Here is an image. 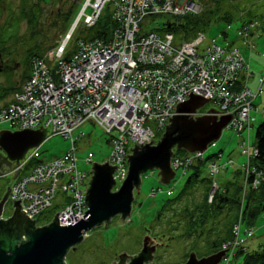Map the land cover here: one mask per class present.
Segmentation results:
<instances>
[{"label": "built area", "instance_id": "obj_1", "mask_svg": "<svg viewBox=\"0 0 264 264\" xmlns=\"http://www.w3.org/2000/svg\"><path fill=\"white\" fill-rule=\"evenodd\" d=\"M107 3L112 4L111 18L117 24L108 40L79 39L66 59L68 38L56 49L33 56L29 77L13 94L12 101L0 109V124L8 123L16 131L47 129L48 135H60L70 141V149L64 154L33 165L29 173L9 186V201L14 204L20 200L19 210L31 221L51 209L58 194L66 195L56 204L61 207L57 220L62 226L83 219L88 211L84 198L92 176L79 170L73 138V132L85 122L98 125L109 136L112 150L105 163L115 166L114 191L127 177V156L131 155L135 142L144 139L142 146H145L149 139L154 144L156 135L164 134L169 118L176 115L177 107L192 96L216 105L213 113L198 111L196 116L231 115L227 127L238 134L249 124L255 94L246 87H237L240 72L248 69L238 49L211 41L199 50L205 41L202 32L180 44H174L172 32H140V22L149 16L197 15L202 11L200 3L88 0L78 21L81 19L85 28L93 27ZM88 7L91 11L86 14ZM251 28L254 25L251 24ZM244 34L248 35L246 28ZM149 123H153L155 129ZM131 144L133 147L129 148ZM36 152L37 148L29 150L5 177L21 173L37 157ZM240 154L251 162L256 149H251L244 140ZM203 160L204 152L182 157L173 155L171 167L188 174L196 161ZM84 161L89 165L91 157ZM231 162H207L208 180L212 185L207 197L209 204L219 191L216 176ZM244 174L252 177V183L245 182L250 189L264 183L262 170L255 169L251 163ZM167 194L172 192L167 191ZM238 233L239 226H236L233 244L223 247L227 250L223 263L231 264L235 248L244 242L238 238ZM253 235L250 230L247 238Z\"/></svg>", "mask_w": 264, "mask_h": 264}, {"label": "rangeland", "instance_id": "obj_2", "mask_svg": "<svg viewBox=\"0 0 264 264\" xmlns=\"http://www.w3.org/2000/svg\"><path fill=\"white\" fill-rule=\"evenodd\" d=\"M51 1L52 0H0V55H2L5 60H3L4 63H0V96L3 90L11 89L12 86H15L16 83L28 73L29 66L27 60L30 50L34 51V49H36L40 54H45L59 47L65 39L66 35L60 33V29H58V33L56 29L51 28L50 22L57 13L64 16L69 11L73 0H59L54 4H52ZM91 1L93 2V0ZM202 6L203 8L207 7L205 12L209 23L203 29L205 41L199 50L206 47L208 42L215 40L221 46L230 44L231 46L228 48L238 49L248 66H250L248 60L253 59L251 68H249V73L253 74L254 72L255 76L251 78L249 87L254 89L255 94L259 86L257 91L259 97L254 100L253 106L262 114L264 110V32L262 29L255 32L256 29L251 28L248 33L249 35L245 36V26L243 25L247 24L250 19L248 12L256 14V19L260 20L261 24H263L264 0H212L211 3H205L204 5L201 3V7ZM28 10L42 12L39 18L40 24H38L36 34L34 35H31L26 22L20 20V14ZM90 11L91 8L88 7L85 13L89 14ZM111 14L112 4L107 3L104 6L102 17H109ZM168 20L172 23H176V25L179 24L176 17L168 15L149 16L140 22V32L148 33L154 31L162 34L164 25ZM262 28H264V24ZM77 31L81 32L83 35H88L90 33L81 22L77 27ZM171 32L174 35V44L188 41L192 36V33L187 29L181 30L179 28H173ZM71 44L72 42L68 45V49L71 48ZM200 110L203 112L216 110V105L213 102H209ZM251 114H253V116L255 115L254 110ZM263 120L264 116H262V119L256 118V120L250 124V128L248 129L250 132L248 130L243 131L242 135L227 127L222 131L220 138L208 146L207 150L204 152V158H207L210 155L218 153V151H222V160L220 159L221 161H219V163H225L229 161V158L232 160V165L228 164V167L226 166L224 170H221L215 178L217 187L220 191L225 187L226 181L230 179L233 170L238 168L234 163H236V165L241 162L243 163L241 168L243 179L245 178L244 173L251 162H247L246 156L240 154L241 138H245L247 142L246 137L248 138L247 132H249L248 142L252 149L255 144L256 128ZM149 124L155 129L153 123ZM2 131L14 132L16 128L8 123H4L0 124V132ZM162 135L163 133L156 135L155 143L159 141ZM73 136L74 139H77L76 159L79 170L90 173L93 163L103 164L108 160L112 150L108 143L109 136L106 135L98 125L92 122H85L76 130ZM213 145L214 147H212ZM132 147L133 144H131L129 148ZM69 149V140L64 139L60 135L49 134L38 147L40 153L39 160H52ZM173 150L175 156L182 157L192 155L186 153L184 150L182 152H177L179 150L175 148ZM89 156H93V158H91V163L87 165L84 160L89 158ZM234 158L235 162L233 161ZM206 165V162L203 163L201 179L208 180V173L205 168ZM226 169H229V171L226 173V177H224ZM188 174H182L181 170H177L176 178L169 185H163L159 182L157 171H148L143 174L141 176L139 192L138 194L134 192L131 212L127 219L124 220V223L122 222V217L118 215L113 217L107 225H102L89 231L84 240L76 246V249L70 250L66 254L65 263L112 264L113 262H117L119 256L122 254H125L127 257H133L141 250L145 236L149 237L152 242H154L155 239V242L149 247H155L153 261H156L157 264H184L186 262L185 255L188 252L194 253L197 256L204 255L207 250V241L214 238L213 236H206V233H204L201 238L180 239L177 241L176 236L181 235V238L184 236L183 227L172 231V225L170 223L181 222L183 225L184 217H180L179 214L174 215L173 218L169 220V223H167L166 219L168 215L165 212L160 222L156 221V216L160 210L161 204L169 199L167 190L172 189V198L175 197L182 189ZM240 177L241 174L238 178ZM239 180L240 179H237L238 183L240 182ZM244 180L242 183L243 193H246L249 188L245 185ZM12 182L13 181H11L9 177L0 178V188L11 185ZM158 188L160 191H157ZM83 189L86 191L87 186L85 185ZM115 189L116 187L113 190ZM202 190L203 189L200 187L196 188V192L192 199L193 201L200 202L202 200ZM65 196L64 194H58L54 200V206L39 215L36 218L37 223H49L61 209V207L56 206V204L61 199H64ZM187 204L190 205L189 202ZM13 211V205L9 201L5 206L3 217L12 215ZM229 218L230 215H222L219 220L224 223ZM210 226L211 225H208L207 229H210ZM217 228L220 229L221 225L219 224ZM245 228V225H242L240 237L241 239H248L246 242L248 251H260L261 248L264 247V215L262 216L260 214L257 217L256 225L253 228L254 235L251 238H247L244 234ZM241 262L242 256H239L237 259L234 258L231 264H241ZM219 264L226 263L220 262Z\"/></svg>", "mask_w": 264, "mask_h": 264}, {"label": "water", "instance_id": "obj_3", "mask_svg": "<svg viewBox=\"0 0 264 264\" xmlns=\"http://www.w3.org/2000/svg\"><path fill=\"white\" fill-rule=\"evenodd\" d=\"M87 2L88 0L82 6L64 42L73 32ZM207 103L209 101L199 97H190L177 107L176 115L169 118V124L165 126V132L157 143L153 144L152 140L147 139L148 144L142 146L144 139L136 141L134 148L130 149L131 155L127 156V177L115 192H112L115 187L112 179L115 166L93 163L91 181L84 198L88 211L84 213L83 219L76 223L62 226L58 223L57 213L52 222L36 227V223L25 216L24 211L19 210L20 200L14 201L11 217L6 220L0 218V264H66V254L75 250L89 231L107 225L118 215L124 223L131 212L134 192H139L143 174L156 170L157 176L161 175L160 182L168 183L174 176L171 167L174 148L190 154L203 153L210 143L220 138L222 130L232 116H196L197 110ZM213 112L214 110L209 111ZM47 136V129L0 132V159L6 162L5 169H0V178H4L13 170L28 150L40 146ZM17 175L18 173L14 179ZM10 190L8 188L0 199V217ZM154 242L145 236L139 253L133 257L122 254L118 261L112 264H126L127 261L128 264H152L155 247L149 246ZM225 251L200 259L195 254H190L184 264H219Z\"/></svg>", "mask_w": 264, "mask_h": 264}, {"label": "trees", "instance_id": "obj_4", "mask_svg": "<svg viewBox=\"0 0 264 264\" xmlns=\"http://www.w3.org/2000/svg\"><path fill=\"white\" fill-rule=\"evenodd\" d=\"M56 1L58 2L59 0H52L51 3L54 4ZM191 1L198 3L200 2V4L202 3L204 5L205 3H211L212 0ZM84 2L85 0H73L69 11L64 16L57 13L50 22V27L56 29L58 33V29H60V33L67 35ZM206 8L207 7L203 8L202 6L201 13L197 15L187 14L182 17H176L179 22L178 25L168 20L164 25L163 32H171L173 28H179L181 30L187 29L192 33V36L189 38V40H191L196 35V33H203L204 27H206L209 23L206 18ZM248 14L250 15V19L247 24L243 25L248 30V33L251 29V24L254 25V28L252 29H256L255 32L259 29H262L264 32V28H262L264 22L261 24V21L256 19V14H252V12H248ZM41 15V11L36 12L33 10L23 11V13L20 14V20L26 22L31 35L36 34L37 26L40 24L39 18ZM80 22L82 24L81 19L77 22L76 27L69 37L66 46V59L70 56V52L73 50L77 40L94 38L108 40L117 25L111 16L104 18L101 14L95 25L93 27L87 28L90 33L88 35H83L81 32L77 31V27ZM70 42H72L71 48L68 49ZM28 53V66L30 64V59L33 56L43 55L40 54L36 49H34V51L30 50ZM254 148L256 149V154L251 160V165L252 167H255V169L262 170L264 175V120L260 122L256 128ZM182 151L183 150H179L177 152ZM210 158L212 157L208 156L206 160H209ZM203 163L205 162L196 161L191 166L189 169V174L180 192L175 197L169 198L164 203H162L156 216V221L160 222V220L163 218V213L166 212L168 215L166 219L167 223H169V220L173 218L174 215L179 214L180 217H184L183 225L181 222L170 223L172 225V231L183 227L184 236L183 238H181V235L176 236L177 241L180 239L185 240L190 238H201L204 233H206V236L211 235L214 237L210 239V241H207V250L204 255L197 256L195 254L198 259L222 252L224 251L223 247H230L234 241V228L236 226H239V239H241L240 236L242 225H245L246 228L244 230V234L246 237H248V231H254L253 228L256 225L257 217L260 214L262 216L264 215V183H261L257 189L250 190L249 188L246 193H243V186L239 185L238 183H231V186L224 185L225 187L222 188V191L219 190L215 194L212 203L209 204L207 202V197L209 195L211 185L209 180L201 179ZM244 177L245 180H243L247 185L252 183V177H247L245 175ZM199 185L203 189V196L200 202H196L192 199L194 197V193L196 192V188ZM188 202L190 205L187 204ZM222 215H230V218L223 223V221L219 220ZM50 222H52V220ZM49 223H46V225ZM219 224L221 225L220 229L217 228ZM208 225H211L210 229H207ZM243 240L244 242L240 245V247L235 248L234 258L237 259L239 256H242L241 264H264V247H262L260 251H248V248L244 245L248 239ZM190 254L194 253L188 252L185 255V260L188 259ZM152 264H157V262L153 261Z\"/></svg>", "mask_w": 264, "mask_h": 264}, {"label": "crops", "instance_id": "obj_5", "mask_svg": "<svg viewBox=\"0 0 264 264\" xmlns=\"http://www.w3.org/2000/svg\"><path fill=\"white\" fill-rule=\"evenodd\" d=\"M213 41H215V40H213ZM216 43H217V41H215ZM222 46H225V47H230L231 45L230 44H226V45H222ZM249 61V65L250 66H248L247 65V63H246V61H245V63H246V66L248 67V69H244V70H242L241 72H240V74H239V77H238V82H237V87L238 88H244V87H246V88H248L249 87V84H250V80H251V78H253L254 76H255V73L253 72V74L252 73H249V68H251V64L253 63V59H249L248 60ZM29 66H30V64H29ZM252 71V70H251ZM29 75H30V67H29V71H28V73L25 75V76H23L17 83H16V85L15 86H12V88L11 89H6V90H3L2 91V93H1V96H0V98H3V99H5V100H3V99H0V109L1 108H4V107H6L11 101H12V97H13V94L16 92V91H18V90H20V87L22 86V84L26 81V79H27V77H29ZM260 81V80H259ZM259 81H258V84L260 85V83H259ZM258 88H259V86L257 87V91H258ZM249 89H250V91L251 92H253L254 93V89H252L251 87H249ZM257 91H256V97H255V100L259 97V94L257 93ZM2 100H3V102H2ZM204 107V106H203ZM201 109V108H200ZM200 109H198L197 110V112L198 111H201ZM254 110V116H253V114H251V112ZM251 112H250V114H249V124L247 125V127L245 128V130L244 131H247L249 128H250V124H251V122H254L255 120H256V118L257 119H262V116H264V110H263V112H262V114L260 113V112H258L256 109H255V107H254V109H253ZM210 111V110H209ZM258 113H257V112ZM257 114V115H256ZM199 117V116H198ZM259 121V120H258ZM4 124V123H3ZM80 127H78L76 130H78ZM227 127H225L224 129H226ZM223 129V130H224ZM76 130L73 132V135H74V133L76 132ZM222 130V131H223ZM249 131V130H248ZM250 132V131H249ZM249 132H247V136H248V138L246 137V139H247V141L249 140ZM221 134H222V132H221ZM241 135L243 134V132L242 133H240ZM221 136V135H220ZM48 137V136H47ZM73 138H74V136H73ZM76 141H77V139H75ZM243 140H245V138H241V141H243ZM108 143L110 144V140H109V138H108ZM214 143V142H213ZM213 143H210L208 146H210L211 144H213ZM249 143V142H248ZM41 145V144H40ZM74 146H75V149H76V142H75V144H74ZM110 146H111V144H110ZM208 146H207V148H208ZM39 147V146H38ZM38 147H37V157L34 159V160H32L31 161V163L21 172V173H18V175H17V178L16 179H18V178H20V177H22V176H24V175H26L27 173H29L30 172V169H31V167L33 166V165H35V164H37V163H39V162H48V161H40L39 160V158H40V153H39V151H38ZM212 147H214V145L212 146ZM254 147V146H253ZM35 149V148H34ZM31 150V149H30ZM29 151V150H28ZM27 151V152H28ZM174 151V150H173ZM26 152V153H27ZM186 152V151H185ZM186 153H188V152H186ZM218 153L220 154V156H218ZM218 153H216V154H213L214 156H212V158H211V160H214V161H217V162H219V161H221L222 160V151H218ZM64 154V153H63ZM75 158H76V150H75ZM62 155V154H61ZM60 155V156H61ZM232 155V154H231ZM230 155V156H231ZM25 156V155H24ZM229 156V157H230ZM59 157V156H58ZM91 157V156H90ZM228 157V158H229ZM55 158H57V157H55ZM55 158H53V159H55ZM91 158H93V156L91 157ZM52 159V160H53ZM221 159V160H220ZM229 161H232L230 158L228 159ZM49 161H51V160H49ZM76 161H77V159H76ZM234 162H235V158H234V160H233ZM104 164V163H103ZM229 165H232V163L231 164H229ZM234 165L236 166V167H238V168H235L234 170H233V172L231 173V175H230V179L229 180H227L226 181V183H225V185L226 186H231L230 184L231 183H238L237 182V179H240L239 181V185H242V183H243V175H242V165H243V163L241 162L240 164H237L236 165V163H234ZM92 166H93V164H92ZM227 167H228V165H227ZM92 168V167H91ZM173 170V169H172ZM156 171V170H155ZM229 171V169L227 170L226 169V171L224 172V177H226V173ZM157 173H158V171H157ZM173 173H174V176L171 178V179H169V182L168 183H162V182H160V178H161V175H158V178H159V182L161 183V184H163V185H169L172 181H174V179L176 178V171L175 170H173ZM240 174H241V177L240 178H238L239 176H240ZM16 175V173H14V176ZM14 176H13V179L11 180V181H15L16 179H14ZM241 183V184H240ZM198 187H200L201 188V186H198ZM197 187V188H198ZM232 187H234V186H232ZM159 189V188H158ZM202 189V188H201ZM167 191H171L172 192V189H170V190H167ZM112 192H115L114 190H112ZM172 195H173V193L171 194V195H168V197L169 198H172ZM64 199H65V197H64ZM13 205V204H12ZM3 214H4V211L2 212V214H1V219H8L9 217H11V215L8 217V218H5V217H3ZM35 223H36V225H42V226H44V225H46L45 223H42V224H38L37 223V220H35L34 221ZM247 242V241H246ZM246 242H245V247H247V245H246ZM248 248V247H247ZM222 261V260H221ZM220 261V262H221Z\"/></svg>", "mask_w": 264, "mask_h": 264}, {"label": "flooded vegetation", "instance_id": "obj_6", "mask_svg": "<svg viewBox=\"0 0 264 264\" xmlns=\"http://www.w3.org/2000/svg\"><path fill=\"white\" fill-rule=\"evenodd\" d=\"M0 59H2V60H0V63L1 62H3L4 63V59H3V57H2V55H0ZM5 59H8V58H5ZM4 60V61H3ZM5 166H6V162L4 161V160H2V159H0V169H5ZM13 176H14V174H10V175H8L7 177H9L11 180L13 179ZM9 186L10 185H7L6 187H2V188H0V199L3 197V195L6 193V190L9 188ZM9 202V196H8V198H7V200H6V203L4 204V207H3V211L5 212V206H6V204ZM9 216H7V217H5V218H8ZM3 220H6V219H3ZM38 226H42V225H36V227H38ZM128 262L129 261H127L126 262V264H128Z\"/></svg>", "mask_w": 264, "mask_h": 264}, {"label": "bare ground", "instance_id": "obj_7", "mask_svg": "<svg viewBox=\"0 0 264 264\" xmlns=\"http://www.w3.org/2000/svg\"><path fill=\"white\" fill-rule=\"evenodd\" d=\"M76 25H77V24H76ZM255 97H256V94H255ZM254 100H255V98H254ZM254 100H253V102H254ZM253 102H252V105H253ZM253 109H254V106H253ZM253 109H252V110H253ZM252 110H251V111H252ZM227 125H228V124H227ZM226 127H227V126H226ZM210 156L212 157V156H214V155H210ZM218 156H220L219 153H218ZM207 158H208V157H207ZM207 158H204L203 161L206 162V163H207L208 161H214V160H211V158H210L209 160H206ZM216 162H217V161H216ZM205 168H206V166H205Z\"/></svg>", "mask_w": 264, "mask_h": 264}, {"label": "clouds", "instance_id": "obj_8", "mask_svg": "<svg viewBox=\"0 0 264 264\" xmlns=\"http://www.w3.org/2000/svg\"><path fill=\"white\" fill-rule=\"evenodd\" d=\"M86 1V0H85ZM85 3V2H84ZM84 5V4H83ZM67 36V35H66ZM70 37V36H69ZM38 227H40V226H38ZM222 262V261H221Z\"/></svg>", "mask_w": 264, "mask_h": 264}]
</instances>
